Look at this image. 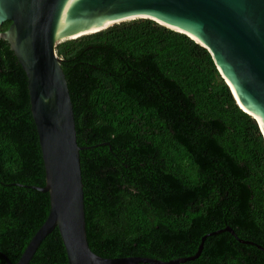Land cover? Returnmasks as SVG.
<instances>
[{
  "label": "trees",
  "instance_id": "obj_1",
  "mask_svg": "<svg viewBox=\"0 0 264 264\" xmlns=\"http://www.w3.org/2000/svg\"><path fill=\"white\" fill-rule=\"evenodd\" d=\"M0 28V264L49 217L28 78ZM74 107L90 248L103 258L264 264V137L212 55L136 19L58 45ZM256 244V245H255ZM30 264H69L58 229Z\"/></svg>",
  "mask_w": 264,
  "mask_h": 264
},
{
  "label": "water",
  "instance_id": "obj_2",
  "mask_svg": "<svg viewBox=\"0 0 264 264\" xmlns=\"http://www.w3.org/2000/svg\"><path fill=\"white\" fill-rule=\"evenodd\" d=\"M136 19H149L190 37L206 48L238 105L257 121L264 137V0H0L1 34L28 78L31 111L37 126L49 194L48 219L16 264H30L42 242L59 230L69 264H184L194 256L103 258L88 241L84 183L74 107L58 45ZM256 245V244H255ZM258 248L264 250L261 246ZM8 264H13L5 256Z\"/></svg>",
  "mask_w": 264,
  "mask_h": 264
}]
</instances>
